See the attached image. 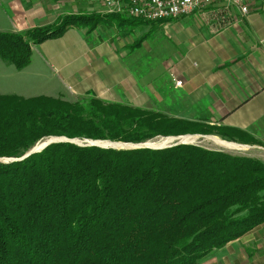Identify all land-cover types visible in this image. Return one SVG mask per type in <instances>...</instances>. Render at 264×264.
Segmentation results:
<instances>
[{"label": "trees", "instance_id": "trees-1", "mask_svg": "<svg viewBox=\"0 0 264 264\" xmlns=\"http://www.w3.org/2000/svg\"><path fill=\"white\" fill-rule=\"evenodd\" d=\"M112 17L64 16L0 32V60L21 71L33 47ZM191 125L94 96L0 94V160L49 138L137 145L200 134ZM263 224L264 163L253 158L196 145L55 143L0 162V264H199Z\"/></svg>", "mask_w": 264, "mask_h": 264}, {"label": "crops", "instance_id": "crops-1", "mask_svg": "<svg viewBox=\"0 0 264 264\" xmlns=\"http://www.w3.org/2000/svg\"><path fill=\"white\" fill-rule=\"evenodd\" d=\"M102 1L0 0V16L6 24L4 27L0 25V32H23L51 25L64 16H111ZM185 19L190 21L193 31L204 42L202 56L198 57L201 67L198 73L182 69V62L188 55L184 53L176 62L174 75L182 85L175 87L172 79L173 90H179L184 100L187 97L190 107L208 104L212 115L209 113L204 122L211 121L215 132L225 128L232 134L229 140L222 135L216 134L215 137L249 149L264 150V0L250 2L246 15L236 8L225 9L218 5L169 21L148 23L116 16L101 22L90 33L85 29H68L61 37L33 47L30 64L25 69L17 71L12 66H0L1 79L16 81L7 85L0 80V94L23 98L72 97L76 99L74 101L90 95L103 102L117 103L112 99L115 88L127 85V81L117 76L115 71L118 68L112 69L108 63L123 59L127 45L125 37L116 34V29L136 33L142 28L135 23L160 24L156 31L171 24L163 22ZM148 28L150 34L154 29ZM128 37L130 45L132 39L130 35ZM54 76L59 78V83ZM154 78L148 81L157 80ZM139 81L152 92L151 83L145 85L147 79ZM131 84L137 87L136 82L128 83ZM141 92H134V99L138 102ZM127 105L140 108L135 103ZM259 241L261 243L256 244ZM216 252L219 256L212 260L214 264H264V224Z\"/></svg>", "mask_w": 264, "mask_h": 264}, {"label": "rangeland", "instance_id": "rangeland-1", "mask_svg": "<svg viewBox=\"0 0 264 264\" xmlns=\"http://www.w3.org/2000/svg\"><path fill=\"white\" fill-rule=\"evenodd\" d=\"M1 18L2 16H0V25L4 27L5 23H3V20ZM165 23L171 24L159 27L160 31H155V28L160 24L145 25L143 23H135L136 26H140L142 28L140 30L138 29L136 33L127 31L125 32V30L121 28L116 29V34L123 35V37H125L123 39H125V45H127L125 49L126 54L123 59H119L114 63H108V65L112 69L118 68V70L115 71L118 72L117 76L124 77L127 81V85L128 83L136 82L137 87H135V85L132 86L133 84H131V86H127L125 84L124 86L116 87L114 91L115 94L113 95L112 99L115 100L117 104L129 106L127 104L132 103L133 105L135 103L138 105L137 107H140L137 109L157 112L168 117L183 120L185 122H188L189 124H193L191 125L193 127L192 130L200 131V134L184 135L200 136L198 140H196L195 142H191V144L193 145L208 150L223 152L232 156L253 158L264 163V150L262 149L251 148L246 151L228 150L222 147H218L212 142L205 139L206 137H215L217 134L222 135L221 137L225 136V139L229 140L231 139L232 134L229 131H225V128H223L222 130L216 129L215 132L213 130L211 121L204 122L208 120L209 113H211L212 115V111L210 110L209 105L203 103V105L190 107L186 102L187 97L184 100V95L181 94L179 90H173L171 83L172 79L174 81H180L178 80V76H174L176 73L175 66L177 65L176 62H178L182 55H184V53L186 52L188 53V55L187 59L183 60L182 62V69L187 68V70L191 72H199L201 64H199L198 62V57L202 56L201 50H203L202 46H204V42L197 37L188 19L176 22H163V24ZM183 24L187 25L188 27L185 28ZM146 27H150L154 30H152L151 33L148 34L149 28L146 29ZM129 35L132 39L130 45L128 37ZM133 43L135 44L133 45ZM131 44L133 46H131ZM0 66L8 67V65H4L1 60ZM153 77H155L157 80L149 82L148 80ZM54 79L58 82L59 78L54 76ZM140 79H147L146 82L143 81L145 82V85L151 83L150 88L152 92L150 91L148 86L144 88V83H141L139 81ZM0 80L1 83H7V85H13L16 83V81L14 80H3L1 79V77ZM137 90H142V101L140 100L139 102L138 100L134 99V92ZM86 97L84 96L83 98ZM83 98H79L77 100ZM64 100L74 102V100L76 99L67 97L64 98ZM190 118L194 119V121H191ZM163 139L165 138H155L151 140V143L154 145H158L161 144ZM258 243L260 244L261 242L259 241L256 244ZM237 244L240 245L241 243ZM228 253L225 254L226 257L229 256ZM217 254L218 253L214 251L199 264H204L205 262V264H208V262L209 264H214L212 260H217L219 256H217Z\"/></svg>", "mask_w": 264, "mask_h": 264}, {"label": "built area", "instance_id": "built-area-1", "mask_svg": "<svg viewBox=\"0 0 264 264\" xmlns=\"http://www.w3.org/2000/svg\"><path fill=\"white\" fill-rule=\"evenodd\" d=\"M253 0H103L108 15L126 16L148 23L175 20L202 12L210 7H233L242 15L248 13V4ZM264 49V45H263ZM181 81H175L181 87Z\"/></svg>", "mask_w": 264, "mask_h": 264}, {"label": "water", "instance_id": "water-1", "mask_svg": "<svg viewBox=\"0 0 264 264\" xmlns=\"http://www.w3.org/2000/svg\"><path fill=\"white\" fill-rule=\"evenodd\" d=\"M183 137H187V136L165 138L163 140L172 139V141H170L169 144L162 145V146L154 145L151 143V141H148V142L143 143V144L134 145V144L113 143V142H107V141H88V140L81 141L78 139L68 140L65 138H49V139H46V140L38 143L37 144V145H39L38 147L36 145L34 148H32L27 154H25L20 159H4V160H0V162L4 161L3 163H11V162L22 161L25 158H27L28 156L35 154V153H39L40 151H42L47 146H49L51 144H55V143H72V144H75L78 146L99 147V148H103V149H116V150H136V149L160 150V149H166V148H170V147H174V146H178V145H193L191 143H185L182 141H175V140H177L179 138H183ZM190 137H192V136H190ZM197 137H200V136H197ZM163 143H165V141Z\"/></svg>", "mask_w": 264, "mask_h": 264}, {"label": "bare ground", "instance_id": "bare-ground-1", "mask_svg": "<svg viewBox=\"0 0 264 264\" xmlns=\"http://www.w3.org/2000/svg\"><path fill=\"white\" fill-rule=\"evenodd\" d=\"M199 137L197 136H187V137H183V138H179L175 141H182V142H185V143H191V142H195L196 140H198ZM206 140L212 142L214 145L218 146V147H222V148H225V149H228V150H237V151H246L249 149L248 146H241V145H238V144H234V143H229V142H225L217 137H206L205 138ZM165 141V143H163ZM172 141V139H168V140H163L161 142V144H158V146H162V145H166V144H169V142ZM39 145H37L38 147Z\"/></svg>", "mask_w": 264, "mask_h": 264}]
</instances>
